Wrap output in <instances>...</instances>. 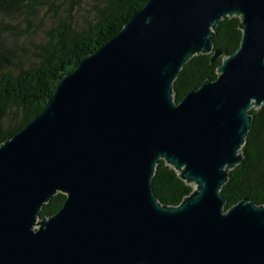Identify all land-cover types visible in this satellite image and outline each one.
Listing matches in <instances>:
<instances>
[{
  "label": "water",
  "instance_id": "obj_1",
  "mask_svg": "<svg viewBox=\"0 0 264 264\" xmlns=\"http://www.w3.org/2000/svg\"><path fill=\"white\" fill-rule=\"evenodd\" d=\"M231 17L239 48L176 104L183 66L224 56ZM262 106L264 0H149L0 145V264H264V206L220 195ZM160 160L193 186L177 207L153 192Z\"/></svg>",
  "mask_w": 264,
  "mask_h": 264
},
{
  "label": "trees",
  "instance_id": "obj_2",
  "mask_svg": "<svg viewBox=\"0 0 264 264\" xmlns=\"http://www.w3.org/2000/svg\"><path fill=\"white\" fill-rule=\"evenodd\" d=\"M71 0H67V2ZM149 0H101L84 23L75 24L71 10L65 20L46 32L37 43L25 46L29 29L13 28L0 23V145L20 132L42 112L59 82L71 73L87 56L113 38ZM35 0H0V17H15L35 13ZM237 17L225 18L214 29L213 50L224 56L211 62V55L192 57L173 82V100L178 104L190 91L206 80L217 78L222 60L236 52L242 32ZM28 28L32 25L26 22ZM18 35H13V31ZM251 128L240 149L241 162L228 173L227 182L220 190L225 199L224 210L243 199L264 206V106L252 108ZM157 200L165 206L177 207L191 194L193 186L160 160L151 180ZM65 200L57 194L44 204L39 218L58 212Z\"/></svg>",
  "mask_w": 264,
  "mask_h": 264
},
{
  "label": "rangeland",
  "instance_id": "obj_3",
  "mask_svg": "<svg viewBox=\"0 0 264 264\" xmlns=\"http://www.w3.org/2000/svg\"><path fill=\"white\" fill-rule=\"evenodd\" d=\"M35 13L33 16L16 15L15 17H7L1 15L0 23L12 25L13 28H20V31L26 29L30 32V37L23 40L25 46L31 49L30 44L37 43L42 40L46 32L60 21L65 20L68 12H72V20L75 24L84 23V21L93 14V9L101 3V0H35ZM32 25L28 28L26 22ZM13 35H18L15 30ZM196 188V186H194Z\"/></svg>",
  "mask_w": 264,
  "mask_h": 264
}]
</instances>
